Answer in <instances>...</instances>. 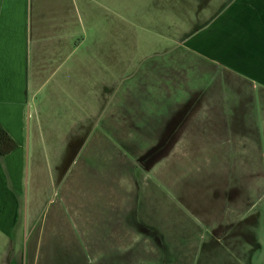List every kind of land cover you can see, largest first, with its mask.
Returning a JSON list of instances; mask_svg holds the SVG:
<instances>
[{"label":"rangeland","instance_id":"rangeland-1","mask_svg":"<svg viewBox=\"0 0 264 264\" xmlns=\"http://www.w3.org/2000/svg\"><path fill=\"white\" fill-rule=\"evenodd\" d=\"M163 1L117 0L116 15L107 5L64 86L54 72L39 80L3 264H264L262 93L238 83L251 102L237 98L186 54L178 42L207 15ZM214 88L233 104L218 114L243 119L244 134L197 111Z\"/></svg>","mask_w":264,"mask_h":264},{"label":"crops","instance_id":"crops-1","mask_svg":"<svg viewBox=\"0 0 264 264\" xmlns=\"http://www.w3.org/2000/svg\"><path fill=\"white\" fill-rule=\"evenodd\" d=\"M116 1L0 0V125L18 145L15 151L0 158V264L9 259L13 229L15 222H19V203L16 199L19 198L23 186L26 119L28 115L31 117L32 111H37L34 96L37 88H40L39 80L45 74L54 72L59 74L58 80L64 86L65 81L75 71L76 58L69 61V57H74L75 52L78 53L79 48L87 44L92 35V27L100 25V11H110L109 7L112 9L110 13L116 15L113 11L116 10ZM202 1L162 2L164 12L172 10L189 13L190 7L196 8L199 4L192 13L207 15L192 32L185 34L178 46L186 54L194 55L199 62L205 61L214 65L220 71L219 75L222 74L225 79V86L232 84L233 87H227L232 89L237 98L243 93L238 83L246 84L248 93L258 87L262 93L260 100L264 105V0H213L211 3L208 0L201 7ZM113 31L115 39V29ZM82 57L83 55H79L77 58ZM66 62L69 63L68 66H58ZM57 85L60 86L59 83ZM212 90L220 93L216 88ZM212 90L208 92L209 98L206 102L200 99L202 103L197 111L212 113V127L228 124L244 128L241 121L243 119H236V116L226 118V114H218L223 104H233L221 93L211 97L214 95ZM241 98L251 102L250 95ZM246 106L247 108L244 103L238 104V110L245 108L250 111V105ZM231 119L233 124L229 123ZM190 121L181 130H188ZM214 202L213 200L212 203ZM248 203V200L242 201L241 210L249 206L246 213L250 212L252 215L254 209ZM230 208L232 211H241ZM243 217L244 214L239 222ZM187 236L191 237V233H183L180 237L185 240ZM228 264L238 263L233 259Z\"/></svg>","mask_w":264,"mask_h":264},{"label":"trees","instance_id":"trees-1","mask_svg":"<svg viewBox=\"0 0 264 264\" xmlns=\"http://www.w3.org/2000/svg\"><path fill=\"white\" fill-rule=\"evenodd\" d=\"M16 141L0 125V158H3L17 149Z\"/></svg>","mask_w":264,"mask_h":264}]
</instances>
